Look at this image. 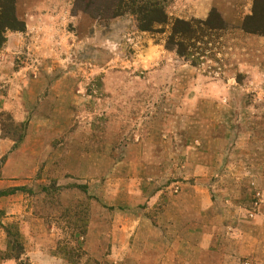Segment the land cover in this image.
Segmentation results:
<instances>
[{"label": "rangeland", "instance_id": "374dc122", "mask_svg": "<svg viewBox=\"0 0 264 264\" xmlns=\"http://www.w3.org/2000/svg\"><path fill=\"white\" fill-rule=\"evenodd\" d=\"M72 3L67 11L48 9V25L30 49L11 60L14 66L0 59L5 64L0 67V198L15 196L14 214L7 216L6 209H0L1 240L6 245L0 258L14 253L8 242L30 243L29 227L40 240L51 241L63 264H97L100 258L118 257L130 239L124 229H114L119 212L103 202L109 189L103 184L125 159L124 149L138 145L142 136L159 140L155 126L160 128L166 119L169 128L177 122L183 135L186 129L219 131L214 122L191 125L182 118L188 109H198V119H205L217 107L195 110L164 102L169 94L182 102V85L176 81L170 88L169 79L189 77L177 72L185 61L175 52L176 44L169 45L171 27L140 32L132 15L113 17L120 0ZM87 9L91 14L84 12ZM255 23L264 29V18ZM224 33L234 37L230 50L229 42L217 41ZM239 33L234 29L208 36L190 50L192 61L207 72L223 69L228 74L234 66L250 69L249 74L234 72V89L222 91L227 105L219 160L225 165L224 185L233 184L229 188L236 197L243 194L248 208L264 216V36ZM87 39H94V44ZM151 44L161 46L155 60ZM167 67L176 69L171 74ZM199 76L200 82L206 81V75ZM212 76L221 81L230 77ZM10 180L15 184L6 188ZM111 183L119 187L117 178ZM0 205L11 203L3 199ZM27 262L23 258L21 264Z\"/></svg>", "mask_w": 264, "mask_h": 264}, {"label": "crops", "instance_id": "0c3cea01", "mask_svg": "<svg viewBox=\"0 0 264 264\" xmlns=\"http://www.w3.org/2000/svg\"><path fill=\"white\" fill-rule=\"evenodd\" d=\"M16 1L17 17L24 22L25 31L7 35L4 47L0 50V59L6 62L14 60L17 54L24 53L25 48L30 49L36 38L40 37V32L48 25V9L55 6L58 10L67 11L73 6L72 0ZM254 2L255 0H164V5L170 20L203 22L216 11L224 23V32L235 29L242 36H256L242 30L244 20L252 14ZM74 17L85 20V17ZM87 40L94 44V39ZM217 41L229 42V49L234 37L224 33ZM159 48L161 46L151 44L149 51L153 60L159 58ZM174 56L175 53L170 52L169 57ZM3 63L4 61L0 62L2 68L5 66ZM26 66L37 68L35 64ZM243 68L241 66L237 69L234 66V70L230 69L228 74L226 70L211 67V71L207 72L200 69V65L194 66L187 62L177 68V72L189 75L185 81L174 77L169 79L170 88L175 86L176 81L178 86L182 85L181 88L185 91L182 102L181 99L174 101L170 94L164 98V102L170 106L182 105L194 109L217 107L216 113L208 116L203 114L205 119H198L197 108L196 111L188 109L189 112H184L185 116L182 118L188 119L191 125L200 121L214 122L219 131L196 133L194 130L189 132L190 129H184L183 135L177 122H173L169 128L168 125L171 124L166 119V123L160 128L155 126L160 131L159 140L149 141L146 136L141 135L138 145H130L124 149L125 159L117 163L104 181L103 189H109L103 194V202L119 212L120 222L114 229H124L130 242L127 244L128 248L119 250L118 257L100 258L97 264H264V216H258L248 208L249 201L243 194L239 193L236 197L229 188L233 184L227 181L224 185L221 174L225 165L219 160L224 149L222 132L226 116L223 112L227 105L223 104L227 101L224 97L227 93L222 91L234 89V72L235 76L239 72L250 73L249 68ZM175 69L166 68L171 74ZM200 73L206 75V81L200 82ZM222 73L230 76L228 81L217 80L218 77L212 76ZM190 114L194 115L191 117ZM116 178L119 181L118 188L111 183ZM8 182L9 180L6 181L7 184ZM14 184L15 181L10 180V185L6 188L13 187ZM14 197V194H10L0 198L11 203L10 207L0 205L1 210L6 209L7 216L14 214ZM28 229L32 236L30 243L27 239L24 242V250L29 262L63 264L62 256L57 253L51 241L40 240L36 229ZM1 237L3 239L0 229V252H3L6 245ZM0 264L16 263L12 259L0 258Z\"/></svg>", "mask_w": 264, "mask_h": 264}, {"label": "trees", "instance_id": "16d2710c", "mask_svg": "<svg viewBox=\"0 0 264 264\" xmlns=\"http://www.w3.org/2000/svg\"><path fill=\"white\" fill-rule=\"evenodd\" d=\"M263 0H255L252 14L243 22L242 30L247 34H260L264 36L263 27L257 26L256 21L264 18ZM16 0H0V50L6 42V32H24L25 24L20 21L15 12ZM260 6V7H259ZM85 13L91 14V10H84ZM129 14L132 15L137 22L140 32H156L157 27H171L169 36V45L176 44L175 52L185 62L194 66L195 61L192 50V44L196 43L208 36H215L225 30L224 23L216 11H213L206 21L188 22L180 19L170 20L165 9L164 2L161 0H120L119 6L113 13V17ZM7 237L10 232L5 229ZM10 245V247H9ZM8 248H12L13 254L2 259H12L18 264L22 263L23 258H28L24 253V245L19 241L14 243L8 242ZM28 264H31L27 262Z\"/></svg>", "mask_w": 264, "mask_h": 264}, {"label": "built area", "instance_id": "2783aa9c", "mask_svg": "<svg viewBox=\"0 0 264 264\" xmlns=\"http://www.w3.org/2000/svg\"><path fill=\"white\" fill-rule=\"evenodd\" d=\"M244 264H251L250 262H245Z\"/></svg>", "mask_w": 264, "mask_h": 264}]
</instances>
